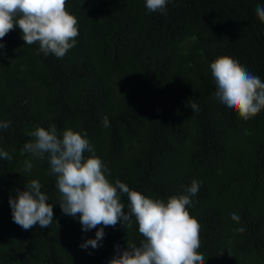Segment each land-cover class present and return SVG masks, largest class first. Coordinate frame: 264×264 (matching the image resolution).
Segmentation results:
<instances>
[{"label":"trees","instance_id":"trees-1","mask_svg":"<svg viewBox=\"0 0 264 264\" xmlns=\"http://www.w3.org/2000/svg\"><path fill=\"white\" fill-rule=\"evenodd\" d=\"M174 1L149 12L146 0H67L79 35L63 58L25 44L18 26L0 40V122H11L0 128V150L11 156L0 159V264H109L128 250L127 241L144 240L133 216L131 227H104L98 248L80 247L103 226L85 232L78 215L64 214L47 154L41 160L23 151L34 139L29 133L53 124L61 138L66 129L86 132L108 179L148 198L188 194L182 184L196 170L200 193L187 208L217 225V245L202 242L198 250L218 254L205 264H264V109L247 121L230 111L215 97L210 69L227 55L264 81L254 4ZM96 106L109 127L96 118ZM33 179L54 216L51 226L26 231L13 221L9 199ZM121 202L127 213L126 194Z\"/></svg>","mask_w":264,"mask_h":264},{"label":"clouds","instance_id":"clouds-1","mask_svg":"<svg viewBox=\"0 0 264 264\" xmlns=\"http://www.w3.org/2000/svg\"><path fill=\"white\" fill-rule=\"evenodd\" d=\"M253 5V17L262 28L264 35V2L249 0ZM67 0H0V40L15 27H19L25 44H39V52L54 54L63 58L73 48L79 35L77 18L66 11ZM174 0H146L149 12L163 11L176 5ZM185 44V43H182ZM4 45L0 43V49ZM86 62L89 61L85 59ZM217 90L215 97L227 108L244 120H249L264 109V81L246 70L238 60L224 55L210 64ZM109 100L106 95L101 96ZM98 105V104H97ZM188 107L198 111V105L190 101ZM96 118L103 117V125L109 127V120L99 106L95 107ZM10 121L0 122V128L7 129ZM33 140L24 144L23 151L43 160L45 154L50 163V175L56 176V184L62 195L59 204L64 214L76 217L83 231L100 227L95 238L85 240L80 247L96 249L105 233L104 227H115L127 222L131 227V217L138 223V231L144 237L139 246L127 241L128 250L113 257L109 264H205L214 261L218 254L199 250L202 242L217 245L213 218L204 219L196 209L187 208L192 203L190 196L199 191L196 170L193 178L182 186L188 194L170 196L165 202L152 199L129 187L119 180L113 184L106 173L104 162L94 154V149L86 138V132L66 129L62 138L58 137L53 124L50 129L37 127L29 133ZM93 155L85 158V152ZM0 159L10 160L8 152L0 150ZM31 163H26L25 171H30ZM121 194L130 201L127 213L121 202ZM12 219L24 230L36 225L47 228L53 222V206L41 191V183L33 179L18 191L16 198L9 199ZM231 218L239 222L236 213ZM244 228H237L243 232Z\"/></svg>","mask_w":264,"mask_h":264}]
</instances>
